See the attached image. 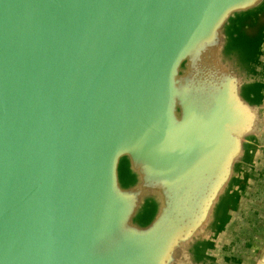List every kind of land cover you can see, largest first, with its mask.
Returning <instances> with one entry per match:
<instances>
[{
  "label": "water",
  "instance_id": "95a60500",
  "mask_svg": "<svg viewBox=\"0 0 264 264\" xmlns=\"http://www.w3.org/2000/svg\"><path fill=\"white\" fill-rule=\"evenodd\" d=\"M0 264H264V0H0Z\"/></svg>",
  "mask_w": 264,
  "mask_h": 264
}]
</instances>
